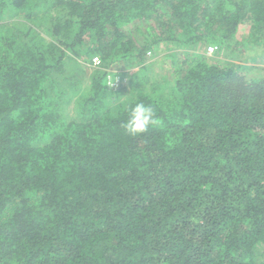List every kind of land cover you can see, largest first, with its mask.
<instances>
[{"label": "trees", "instance_id": "trees-1", "mask_svg": "<svg viewBox=\"0 0 264 264\" xmlns=\"http://www.w3.org/2000/svg\"><path fill=\"white\" fill-rule=\"evenodd\" d=\"M250 44L264 0H0V264H264Z\"/></svg>", "mask_w": 264, "mask_h": 264}, {"label": "clouds", "instance_id": "clouds-1", "mask_svg": "<svg viewBox=\"0 0 264 264\" xmlns=\"http://www.w3.org/2000/svg\"><path fill=\"white\" fill-rule=\"evenodd\" d=\"M159 123L155 109L144 102L136 103L128 109V117L121 127L132 136L143 134L150 126Z\"/></svg>", "mask_w": 264, "mask_h": 264}, {"label": "rangeland", "instance_id": "rangeland-1", "mask_svg": "<svg viewBox=\"0 0 264 264\" xmlns=\"http://www.w3.org/2000/svg\"><path fill=\"white\" fill-rule=\"evenodd\" d=\"M248 34V28L245 27V26H242L237 34V38L239 39H243V37L245 35ZM251 45V49L252 51L250 50L249 51V59L247 61V63L249 65H259L261 66L262 68L264 67V47H261V46H253L252 44ZM216 48V47H215ZM198 49V48H197ZM198 50H201V49H198ZM202 51L207 54V55H213L214 52H212L211 54L207 52V48H203L202 47ZM158 56H157V60H158V64H157V68L155 67V70L157 71H162L164 70L163 72H168L170 70V67L172 66V58L170 59V57L168 56V52H170L169 50L165 49V47L162 45L158 51ZM182 54L179 55V57H181ZM230 57H233V56H230ZM228 59V58H227ZM229 61H236V62H240V60L238 58H231L229 59ZM117 71H119V69H116Z\"/></svg>", "mask_w": 264, "mask_h": 264}, {"label": "built area", "instance_id": "built-area-1", "mask_svg": "<svg viewBox=\"0 0 264 264\" xmlns=\"http://www.w3.org/2000/svg\"><path fill=\"white\" fill-rule=\"evenodd\" d=\"M214 50H215V46L214 45H208L207 46V52L208 53H212V52H214ZM95 62H96V64H99L100 63V58L98 59V58H95Z\"/></svg>", "mask_w": 264, "mask_h": 264}]
</instances>
